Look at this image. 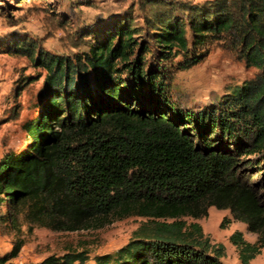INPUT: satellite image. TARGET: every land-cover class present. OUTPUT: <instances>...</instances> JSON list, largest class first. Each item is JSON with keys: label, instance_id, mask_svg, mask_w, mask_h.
Returning <instances> with one entry per match:
<instances>
[{"label": "trees", "instance_id": "16d2710c", "mask_svg": "<svg viewBox=\"0 0 264 264\" xmlns=\"http://www.w3.org/2000/svg\"><path fill=\"white\" fill-rule=\"evenodd\" d=\"M145 25L106 22L93 42L86 25L73 54L31 38L9 48L45 74L24 146L0 156V232L23 217L60 230L146 221L92 264H225L197 219L228 209L256 234H230L248 264L264 248V0H136ZM188 34L191 36L189 42ZM226 42L254 75L216 104L178 107L166 93L167 61L199 62L192 48ZM225 218L223 219V221ZM15 239L0 264H87L86 249L16 263Z\"/></svg>", "mask_w": 264, "mask_h": 264}, {"label": "rangeland", "instance_id": "374dc122", "mask_svg": "<svg viewBox=\"0 0 264 264\" xmlns=\"http://www.w3.org/2000/svg\"><path fill=\"white\" fill-rule=\"evenodd\" d=\"M117 19L138 27L140 34L145 27L136 0H0V156L8 149L24 146L22 124L36 114L45 74L26 56L11 53L12 43L31 38L49 52L71 55L79 50L73 41L86 25L92 23L86 32L95 42L102 39L106 22ZM187 36L191 42L190 34ZM192 53H201L200 60L187 68L182 67L181 54L166 65V93L182 109L195 111L216 104L256 72L220 40L208 38L193 47ZM186 220L197 221L211 243L223 244L221 260L225 264H242L237 247L229 240L232 232L240 231L249 242L257 237L228 209L210 206L207 215ZM145 221V217L133 215L101 227L72 231L45 226L26 216L18 229L0 232V253L8 251L15 239H21L22 246L13 259L16 263L38 261L67 249H86L87 264H92L95 255L112 253L125 244ZM248 264H264V248Z\"/></svg>", "mask_w": 264, "mask_h": 264}]
</instances>
